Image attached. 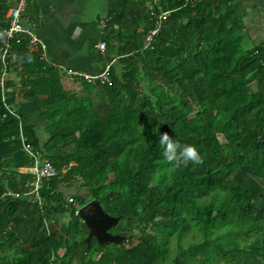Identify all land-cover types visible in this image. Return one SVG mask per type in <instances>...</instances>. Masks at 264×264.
Masks as SVG:
<instances>
[{
  "label": "trees",
  "instance_id": "1",
  "mask_svg": "<svg viewBox=\"0 0 264 264\" xmlns=\"http://www.w3.org/2000/svg\"><path fill=\"white\" fill-rule=\"evenodd\" d=\"M9 7L0 0V32ZM240 7L113 0L103 34L116 56L109 81L75 75L67 84L29 38L13 42L20 80L8 78V102L20 115L0 87V264H263L264 45L246 47ZM20 92L40 110L43 134L25 122ZM21 121L58 171L39 196L24 194L33 176L21 168L34 158ZM163 132L197 145L201 161H168ZM70 196L98 199L119 218L110 230L129 237L88 241Z\"/></svg>",
  "mask_w": 264,
  "mask_h": 264
},
{
  "label": "crops",
  "instance_id": "2",
  "mask_svg": "<svg viewBox=\"0 0 264 264\" xmlns=\"http://www.w3.org/2000/svg\"><path fill=\"white\" fill-rule=\"evenodd\" d=\"M8 1L10 7L16 3V0ZM112 2L113 0H29L24 24L31 27L45 45L42 50L44 59L61 70L67 84L71 85L75 76L70 71L96 75L115 61L116 56L107 53V46L104 50L98 46L103 40L105 27L102 23L107 22ZM240 8L248 37L252 38L255 46L264 45V0H241ZM9 78L16 83L20 80L14 69H10ZM19 100L22 102L25 122L34 123L43 134L45 123L34 100L24 97L21 92Z\"/></svg>",
  "mask_w": 264,
  "mask_h": 264
},
{
  "label": "built area",
  "instance_id": "3",
  "mask_svg": "<svg viewBox=\"0 0 264 264\" xmlns=\"http://www.w3.org/2000/svg\"><path fill=\"white\" fill-rule=\"evenodd\" d=\"M189 1V0H187ZM29 0H16V3L8 10L7 18L8 25L4 27L0 32V87L2 90V101L11 113L20 115V112L8 102V78L10 76V61L9 53L14 41H20L21 38H29V46L31 48L44 50L45 45L42 44L32 28L24 24V14L27 10ZM168 11H162L159 15L157 26L149 32L146 38V45L152 41L154 35L158 32L162 19L168 14ZM105 22L102 26L105 27ZM101 49H105L106 41L102 40L98 43ZM264 64V60H263ZM110 64L100 73L96 75L79 74L76 71H70L71 74L84 76L88 81H95L100 79L102 81H109ZM20 126V140L23 148L34 158V162L22 167L23 172H28L33 176V182L27 184V188L24 192L26 196H39V190L41 187V181L43 178L53 177L58 173L56 167L52 164L51 160L47 157H42L38 151H35L28 142L27 135L23 131V121ZM16 195H20L19 192H15ZM68 202H75L78 206L77 213H79V207L81 202L76 200L75 197L70 196Z\"/></svg>",
  "mask_w": 264,
  "mask_h": 264
},
{
  "label": "water",
  "instance_id": "4",
  "mask_svg": "<svg viewBox=\"0 0 264 264\" xmlns=\"http://www.w3.org/2000/svg\"><path fill=\"white\" fill-rule=\"evenodd\" d=\"M79 214L90 229L88 241L92 237H96L102 244L106 242L122 243L130 235L128 233H116L110 230L116 226L119 218L106 212L98 199H92L87 203L82 202V206L79 208Z\"/></svg>",
  "mask_w": 264,
  "mask_h": 264
},
{
  "label": "clouds",
  "instance_id": "5",
  "mask_svg": "<svg viewBox=\"0 0 264 264\" xmlns=\"http://www.w3.org/2000/svg\"><path fill=\"white\" fill-rule=\"evenodd\" d=\"M159 143L163 148V155L168 161H174L177 166L189 161L199 163L201 155L198 146L195 144L181 145L175 141L167 132L159 134Z\"/></svg>",
  "mask_w": 264,
  "mask_h": 264
},
{
  "label": "rangeland",
  "instance_id": "6",
  "mask_svg": "<svg viewBox=\"0 0 264 264\" xmlns=\"http://www.w3.org/2000/svg\"><path fill=\"white\" fill-rule=\"evenodd\" d=\"M253 46H255V44H253V40H252V38L250 37V39H249V42H247V44H246V47H253ZM75 188H73V189H70V192L71 191H73ZM82 206V205H81ZM166 264V263H165ZM263 264H264V262H263Z\"/></svg>",
  "mask_w": 264,
  "mask_h": 264
},
{
  "label": "bare ground",
  "instance_id": "7",
  "mask_svg": "<svg viewBox=\"0 0 264 264\" xmlns=\"http://www.w3.org/2000/svg\"><path fill=\"white\" fill-rule=\"evenodd\" d=\"M81 205H82V202H81ZM81 205H80V207H81ZM80 207H79V208H80Z\"/></svg>",
  "mask_w": 264,
  "mask_h": 264
}]
</instances>
